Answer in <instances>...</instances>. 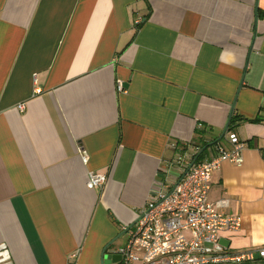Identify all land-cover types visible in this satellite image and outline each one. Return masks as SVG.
<instances>
[{
    "label": "crops",
    "instance_id": "obj_1",
    "mask_svg": "<svg viewBox=\"0 0 264 264\" xmlns=\"http://www.w3.org/2000/svg\"><path fill=\"white\" fill-rule=\"evenodd\" d=\"M229 115L196 163L245 144L208 192L240 221L219 238L235 252L264 246V0H0L2 252L100 264Z\"/></svg>",
    "mask_w": 264,
    "mask_h": 264
},
{
    "label": "built area",
    "instance_id": "obj_2",
    "mask_svg": "<svg viewBox=\"0 0 264 264\" xmlns=\"http://www.w3.org/2000/svg\"><path fill=\"white\" fill-rule=\"evenodd\" d=\"M118 91L121 86L118 84ZM16 108L21 112L23 104ZM245 144L235 133L216 146L217 155L194 163L171 188L152 192L127 231V239L115 253L118 263L111 264H258L264 262V246L231 251L220 244L222 233L238 231V218L226 215L227 199L210 201L212 177L222 163L236 167L243 163ZM264 159V150L262 151ZM85 162L86 157L82 156ZM186 168H183V173ZM182 173V174H183ZM102 173L89 172L86 188H101Z\"/></svg>",
    "mask_w": 264,
    "mask_h": 264
},
{
    "label": "water",
    "instance_id": "obj_3",
    "mask_svg": "<svg viewBox=\"0 0 264 264\" xmlns=\"http://www.w3.org/2000/svg\"><path fill=\"white\" fill-rule=\"evenodd\" d=\"M233 103L231 105V110H230V115L232 113L233 110ZM230 115L228 117V120L224 126V128L222 129V132L220 134V136L214 140L213 142H210L208 144H206L204 147H202L199 152L195 155V157L193 158V160L190 162V164L187 166V168L185 169V172L181 175V177H183L185 175V173L187 171H189V169L191 168V166L197 161L198 157L203 153V151L206 149L211 148L212 146L216 145L217 143H219L223 138L224 135L227 131L229 122H230ZM137 219L132 222L130 225H128L126 228H124L123 231H121L120 233H118L112 240H110L101 250L100 253V264H109L110 263H115V262H119L120 258L119 256L114 252H112L111 254L108 253V248L110 246H112L116 240H118L119 238H121L124 234H126V232L136 223ZM3 246H0V264H11V262L9 261V256L8 253L2 252ZM108 253V254H107ZM116 258V260L114 259Z\"/></svg>",
    "mask_w": 264,
    "mask_h": 264
},
{
    "label": "trees",
    "instance_id": "obj_4",
    "mask_svg": "<svg viewBox=\"0 0 264 264\" xmlns=\"http://www.w3.org/2000/svg\"><path fill=\"white\" fill-rule=\"evenodd\" d=\"M206 144H208V143H204V144H202L201 146H200V149L202 148V147H204ZM219 143H217L216 145H218ZM223 145V144H222ZM199 148V147H198ZM210 149V148H209ZM205 151H207L206 149L203 151V153L205 152ZM203 153L198 157V158H201V156L203 155ZM258 264H264V262H262V263H258Z\"/></svg>",
    "mask_w": 264,
    "mask_h": 264
},
{
    "label": "flooded vegetation",
    "instance_id": "obj_5",
    "mask_svg": "<svg viewBox=\"0 0 264 264\" xmlns=\"http://www.w3.org/2000/svg\"><path fill=\"white\" fill-rule=\"evenodd\" d=\"M136 219H137V218H136ZM136 219H135V220H136ZM135 220H134V221H135ZM134 221H133V222H134ZM126 234H127V232H126ZM124 235H125V234H124Z\"/></svg>",
    "mask_w": 264,
    "mask_h": 264
},
{
    "label": "rangeland",
    "instance_id": "obj_6",
    "mask_svg": "<svg viewBox=\"0 0 264 264\" xmlns=\"http://www.w3.org/2000/svg\"><path fill=\"white\" fill-rule=\"evenodd\" d=\"M122 238V237H121ZM115 246V245H114Z\"/></svg>",
    "mask_w": 264,
    "mask_h": 264
}]
</instances>
